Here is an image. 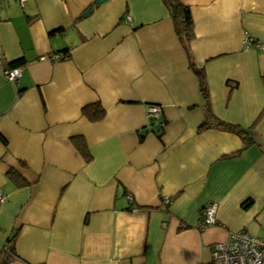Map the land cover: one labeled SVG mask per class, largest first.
<instances>
[{
	"label": "crops",
	"instance_id": "0c3cea01",
	"mask_svg": "<svg viewBox=\"0 0 264 264\" xmlns=\"http://www.w3.org/2000/svg\"><path fill=\"white\" fill-rule=\"evenodd\" d=\"M179 1L187 51L162 0L1 1L0 248L16 236L0 264H219L231 232L264 239V0ZM96 102L92 122L81 110ZM208 203L217 223L200 229Z\"/></svg>",
	"mask_w": 264,
	"mask_h": 264
},
{
	"label": "built area",
	"instance_id": "2783aa9c",
	"mask_svg": "<svg viewBox=\"0 0 264 264\" xmlns=\"http://www.w3.org/2000/svg\"><path fill=\"white\" fill-rule=\"evenodd\" d=\"M130 20V18H127ZM244 46L249 48L253 46V40L246 35L244 37ZM257 48L264 49V45H256ZM65 54H56L52 56L53 61L62 59ZM8 81L14 82L21 75V67H14L2 71ZM147 118L153 123H159L161 118L160 106L150 104L146 108ZM130 200V196H128ZM4 200L0 193V203ZM169 200L164 199V203L168 204ZM136 209H132L135 211ZM217 205L208 203L201 212V220L198 223L200 229L207 226L216 225ZM9 244L0 248V251L7 252ZM213 261L219 264H264V239L253 236L246 231L240 230L231 232L225 241L218 242L213 246L211 253Z\"/></svg>",
	"mask_w": 264,
	"mask_h": 264
},
{
	"label": "trees",
	"instance_id": "16d2710c",
	"mask_svg": "<svg viewBox=\"0 0 264 264\" xmlns=\"http://www.w3.org/2000/svg\"><path fill=\"white\" fill-rule=\"evenodd\" d=\"M3 0H0V3ZM165 8L167 9L169 16L173 22L174 30L178 38L181 40L182 45L184 49L187 51L189 43L193 40L194 38V32H193V21L191 18V14L189 11V8L181 3L179 0H162ZM59 54H62L60 52ZM67 55H64L66 57ZM63 57V58H64ZM24 64V59L20 58L17 60H13L8 63L7 68H14V67H20ZM190 66L192 70L194 71L195 75L197 76L198 83H199V88L201 91V94L203 98L207 101L208 103V91H207V86H206V78H205V73L202 68H195L192 63H190ZM81 113L89 120L92 122H97L101 120L104 116V109L101 107L100 103L96 102L91 105L84 106L81 110ZM209 113V109L207 111V114ZM160 122V121H159ZM207 124V123H203ZM214 125L218 128H222L225 130H228L230 132H233L237 134L239 137H241L243 144L247 145L251 143V139L247 137L246 131L240 130L238 127L221 122L216 120L214 122ZM155 131H158L160 129V126L157 125L155 128ZM73 144L75 145L77 151L79 154L85 159L89 160L90 154L86 148V145L83 142V139L78 136H74L71 138ZM0 141L5 144V139L0 135ZM7 175L11 182L15 184L17 187H21L25 185V182L23 179L19 176L17 172L14 170H9L7 172ZM247 202L243 204L246 205ZM167 205V204H166ZM16 236V235H15ZM15 236H13L12 240H10L11 244L8 248L7 254L12 255L14 252V239ZM16 259L15 256L11 258Z\"/></svg>",
	"mask_w": 264,
	"mask_h": 264
},
{
	"label": "water",
	"instance_id": "95a60500",
	"mask_svg": "<svg viewBox=\"0 0 264 264\" xmlns=\"http://www.w3.org/2000/svg\"><path fill=\"white\" fill-rule=\"evenodd\" d=\"M104 1H106V0H96V4H100V3L104 2ZM91 11H92V9H91V8H88V9L85 10V12L82 14V17H86ZM147 131H148V130L143 129V130L141 131V135H144Z\"/></svg>",
	"mask_w": 264,
	"mask_h": 264
},
{
	"label": "rangeland",
	"instance_id": "374dc122",
	"mask_svg": "<svg viewBox=\"0 0 264 264\" xmlns=\"http://www.w3.org/2000/svg\"><path fill=\"white\" fill-rule=\"evenodd\" d=\"M4 201V200H3ZM1 204V203H0Z\"/></svg>",
	"mask_w": 264,
	"mask_h": 264
}]
</instances>
